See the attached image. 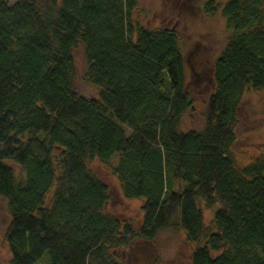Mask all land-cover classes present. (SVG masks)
<instances>
[{
  "label": "trees",
  "instance_id": "16d2710c",
  "mask_svg": "<svg viewBox=\"0 0 264 264\" xmlns=\"http://www.w3.org/2000/svg\"><path fill=\"white\" fill-rule=\"evenodd\" d=\"M136 8V0H0L8 264L45 256L46 264H128L119 250H133L137 239L153 244L167 230L196 246L188 264H264V156L243 168L233 159L242 99L264 91V0H208L197 13L220 14L226 35L203 128L185 133L178 128L194 100L179 31L142 26ZM79 46L82 79L97 99L75 91ZM93 160L111 165L124 199L143 200L137 233L110 211ZM199 201L219 206L214 232Z\"/></svg>",
  "mask_w": 264,
  "mask_h": 264
},
{
  "label": "rangeland",
  "instance_id": "374dc122",
  "mask_svg": "<svg viewBox=\"0 0 264 264\" xmlns=\"http://www.w3.org/2000/svg\"><path fill=\"white\" fill-rule=\"evenodd\" d=\"M208 0H136L137 8L134 21L150 29H159L162 25L176 26L180 34V48L185 62L187 88L193 96V110L186 114L180 126V132L200 131L203 128V113L209 94L213 91L211 68L220 54L225 40L224 22L220 14L214 18L198 16L202 6ZM223 7L230 0H213ZM13 3V0H10ZM193 7L194 10L191 8ZM196 10V11H195ZM75 91L86 99H97L98 89L82 79L84 59L82 47L75 51ZM264 156V91H246L241 102V115L236 130V144L233 148L234 164L238 168L246 167ZM92 172L110 189L112 203L110 211L128 222L134 233L141 225V206L143 200H126L122 197L119 183L112 174L111 165L97 160L90 162ZM18 172L17 168L11 166ZM56 178L60 171L56 167ZM55 191L50 190L45 199L49 207ZM198 207L203 215V223L209 232H214L213 213L219 207L207 209L199 201ZM8 223L5 204L0 201V264H8L9 253L4 243ZM136 236V235H135ZM138 240V241H137ZM132 250H119L118 258L128 264H188L189 255L196 247L184 241L181 232L167 230L157 235L153 244L137 239ZM199 245H202L199 244ZM47 256L38 264H46Z\"/></svg>",
  "mask_w": 264,
  "mask_h": 264
}]
</instances>
